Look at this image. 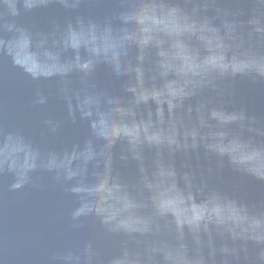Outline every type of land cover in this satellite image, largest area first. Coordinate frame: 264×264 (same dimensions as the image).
Instances as JSON below:
<instances>
[{
	"label": "water",
	"instance_id": "water-1",
	"mask_svg": "<svg viewBox=\"0 0 264 264\" xmlns=\"http://www.w3.org/2000/svg\"><path fill=\"white\" fill-rule=\"evenodd\" d=\"M0 264H264V0H0Z\"/></svg>",
	"mask_w": 264,
	"mask_h": 264
}]
</instances>
